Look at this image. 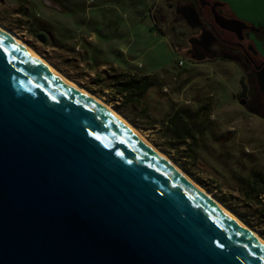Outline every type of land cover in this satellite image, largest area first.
<instances>
[{
    "label": "water",
    "instance_id": "obj_1",
    "mask_svg": "<svg viewBox=\"0 0 264 264\" xmlns=\"http://www.w3.org/2000/svg\"><path fill=\"white\" fill-rule=\"evenodd\" d=\"M212 17L238 39L248 28ZM0 41V264H264V238L127 120L1 28Z\"/></svg>",
    "mask_w": 264,
    "mask_h": 264
},
{
    "label": "rangeland",
    "instance_id": "obj_2",
    "mask_svg": "<svg viewBox=\"0 0 264 264\" xmlns=\"http://www.w3.org/2000/svg\"><path fill=\"white\" fill-rule=\"evenodd\" d=\"M183 2L0 0V25L124 117L238 216L231 208L252 211L243 196L250 186L262 190L264 201V107L253 74L238 59L188 52L197 29L176 12ZM249 2L237 12L247 17L250 11L261 21L254 26L258 34L246 36L263 56L264 0ZM141 75L148 76L149 87L138 95L118 88L120 81ZM241 83L246 90L240 95Z\"/></svg>",
    "mask_w": 264,
    "mask_h": 264
},
{
    "label": "flooded vegetation",
    "instance_id": "obj_3",
    "mask_svg": "<svg viewBox=\"0 0 264 264\" xmlns=\"http://www.w3.org/2000/svg\"><path fill=\"white\" fill-rule=\"evenodd\" d=\"M180 6L187 7L182 10L183 15L180 14L183 16L186 23L187 16L188 19L191 20L189 11L198 16V21H195L198 24L193 27L197 29V32L195 36L189 38L192 48L188 50V52L195 58H205L207 56L222 53L223 56H227L229 59H238L245 71L247 68L250 69L246 71V73L253 74L252 83L260 96L258 102L264 107V93L259 91L257 79L258 72L264 69V57L257 52L252 40L246 36L249 29H243V37L242 39H238L235 33L226 31L217 26L213 21L212 10H215L216 13L225 18H232L217 0H185V2L176 6V9ZM225 32H227L228 35H225ZM228 36L232 39H229ZM208 41L210 43H208ZM212 47H216L215 50L212 49ZM228 49L232 51V54L225 52ZM240 89H243V91L246 90L244 84Z\"/></svg>",
    "mask_w": 264,
    "mask_h": 264
},
{
    "label": "trees",
    "instance_id": "obj_4",
    "mask_svg": "<svg viewBox=\"0 0 264 264\" xmlns=\"http://www.w3.org/2000/svg\"><path fill=\"white\" fill-rule=\"evenodd\" d=\"M253 27V30H257ZM260 29V28H259ZM252 30V31H253ZM120 84L118 85V88L122 92H129L131 91V96L138 95L141 93L144 89L149 87V81L148 76L141 75V76H129L127 80L120 81ZM243 83H241L242 87ZM243 89H240V95L243 93ZM133 99V97L131 98ZM243 194V197L248 204L250 205V208L252 211H249L248 213L239 211L235 208H231L245 223L250 225L252 228L258 230L260 234L264 235V201L261 200L260 194L262 193V190H255L253 186H250L248 190H246ZM254 192V193H253Z\"/></svg>",
    "mask_w": 264,
    "mask_h": 264
},
{
    "label": "bare ground",
    "instance_id": "obj_5",
    "mask_svg": "<svg viewBox=\"0 0 264 264\" xmlns=\"http://www.w3.org/2000/svg\"><path fill=\"white\" fill-rule=\"evenodd\" d=\"M0 28L2 30H4L5 32L11 34L12 36H14L15 38H17L19 41H21L16 35H14L12 32L8 31L7 29H5L3 26L0 25ZM22 42V41H21ZM23 43V42H22ZM24 44V43H23ZM26 45V44H24ZM29 50L41 61L43 62L47 67H49L51 70L55 71L60 77H62L69 85L75 87V88H78L80 89L81 91L87 93L88 95L94 97L95 99L97 100H100L102 102L101 99H99L98 97H96L95 95H93L91 92H88L86 89H84V87H81L79 86L77 83H75L73 80L71 79H68L66 76H64L61 72H59L57 69H55L49 62H47L45 59H43V57H41L38 53H36L33 49H31L30 47H28ZM109 106V105H108ZM115 112V111H114ZM117 115L120 116L119 113H117ZM124 118V117H123ZM131 125V124H130ZM131 128L137 133V135L139 137H141L143 140H144V136L136 129L134 128L132 125H131ZM145 141V140H144ZM146 142V141H145ZM147 143V142H146ZM148 144V143H147ZM149 146H151L153 149H155L156 151H158V153H160V155L162 157H164L167 161H169L172 165L173 162L170 161L162 152H160L156 147H154L152 144H148ZM177 169L180 170V172H182L187 178L190 179L191 182H193L200 190H202L209 198H211L213 201L216 202V200L210 195L207 193V191L202 188L200 185H198L197 183H195V181H193L187 174H185L179 167H177L176 165H174ZM218 203V202H217ZM220 205V204H219ZM227 211V210H226Z\"/></svg>",
    "mask_w": 264,
    "mask_h": 264
},
{
    "label": "crops",
    "instance_id": "obj_6",
    "mask_svg": "<svg viewBox=\"0 0 264 264\" xmlns=\"http://www.w3.org/2000/svg\"><path fill=\"white\" fill-rule=\"evenodd\" d=\"M217 1H219L222 4L223 8L226 10V12L229 14V16H231L232 18L237 17V18H239L240 21H242L245 25H247L249 31L253 30L252 29L253 27H250V26H257L256 21L261 23V21L256 19V17L255 18L252 17V16H254V13H251L250 11H249V13H248L249 15L247 17L244 15H239V13L237 12V8L240 6L241 7L244 6L247 9V5H250L249 0H217ZM253 31L255 32V34H258V29L253 30Z\"/></svg>",
    "mask_w": 264,
    "mask_h": 264
},
{
    "label": "snow or ice",
    "instance_id": "obj_7",
    "mask_svg": "<svg viewBox=\"0 0 264 264\" xmlns=\"http://www.w3.org/2000/svg\"><path fill=\"white\" fill-rule=\"evenodd\" d=\"M0 51H5L6 52V49L4 48V45H3L2 41H0Z\"/></svg>",
    "mask_w": 264,
    "mask_h": 264
},
{
    "label": "built area",
    "instance_id": "obj_8",
    "mask_svg": "<svg viewBox=\"0 0 264 264\" xmlns=\"http://www.w3.org/2000/svg\"><path fill=\"white\" fill-rule=\"evenodd\" d=\"M178 63H179V64H182V60H179Z\"/></svg>",
    "mask_w": 264,
    "mask_h": 264
}]
</instances>
